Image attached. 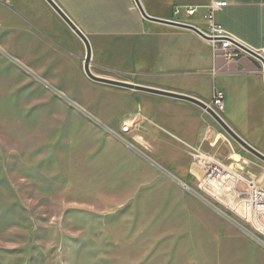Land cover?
<instances>
[{
	"label": "rangeland",
	"instance_id": "1",
	"mask_svg": "<svg viewBox=\"0 0 264 264\" xmlns=\"http://www.w3.org/2000/svg\"><path fill=\"white\" fill-rule=\"evenodd\" d=\"M134 142L118 136V89L35 72L0 43V264H264L232 222L130 159L149 160Z\"/></svg>",
	"mask_w": 264,
	"mask_h": 264
},
{
	"label": "crops",
	"instance_id": "2",
	"mask_svg": "<svg viewBox=\"0 0 264 264\" xmlns=\"http://www.w3.org/2000/svg\"><path fill=\"white\" fill-rule=\"evenodd\" d=\"M54 1L87 37L91 72L188 95L207 106L220 89L225 94L221 119L264 155V72L258 58L242 50L227 61L193 30L145 18L135 0ZM137 1L147 16L165 21L175 5L206 2ZM225 1L215 19L229 40L257 54L264 51V0ZM203 13L185 20L204 28ZM0 29V43L35 72H84V43L45 0H1ZM90 81L118 89V136L135 141L149 160L127 151L128 157L169 178L171 185L181 189H186V182L196 185L206 154L264 183V166L258 158L245 153L198 105ZM124 124L131 125L126 132L121 129ZM186 197L199 203L195 195Z\"/></svg>",
	"mask_w": 264,
	"mask_h": 264
},
{
	"label": "built area",
	"instance_id": "3",
	"mask_svg": "<svg viewBox=\"0 0 264 264\" xmlns=\"http://www.w3.org/2000/svg\"><path fill=\"white\" fill-rule=\"evenodd\" d=\"M226 5L225 0H206L203 4L195 5H175L169 21L193 26L208 37L214 48L220 51L227 61H231L243 49L229 40L224 27L215 19L216 11ZM200 10L204 12L203 18L206 22L204 28L185 20L196 15ZM259 55L264 57V51ZM209 107L219 116L224 111L225 94L222 90L214 91ZM130 127L131 125L124 124L121 129L126 132ZM136 149L139 150L137 147ZM202 165L203 174L197 180L195 188L187 184H184V187L264 249V183L255 177L247 176L211 154L202 156ZM240 184L243 186L242 189H239Z\"/></svg>",
	"mask_w": 264,
	"mask_h": 264
},
{
	"label": "water",
	"instance_id": "4",
	"mask_svg": "<svg viewBox=\"0 0 264 264\" xmlns=\"http://www.w3.org/2000/svg\"><path fill=\"white\" fill-rule=\"evenodd\" d=\"M50 7L58 14V16H60V18L66 23V25H68V27L82 40V42L84 43L85 46V50H86V55L85 58L83 60V70L85 75L92 81L94 82H98V83H103V84H107V85H111V86H116V87H122V88H128V89H135V90H141V91H146V92H150V93H155V94H160V95H165V96H169V97H174V98H178V99H182V100H186L189 102H192L196 105H198L199 107H201L203 110H205L210 116L211 118L217 122L219 124V126L233 139L235 140L240 146H242L245 150H247L248 152H250L251 154H253L254 156H256L258 159L262 160L264 162V155L261 154L260 152H258L256 149L252 148L248 143H246L240 136H238L222 119L221 117L216 114L209 106H207L205 103L191 97L188 95H184V94H180V93H176V92H171V91H167V90H162V89H158V88H154V87H149V86H142V85H138V84H134V83H130V82H125V81H120L117 79H112V78H107V77H103V76H98L96 74H94L93 72H91L90 67H89V61H90V56H91V49H90V44L88 42L87 37L85 36V34L72 22V20L66 15V13L56 4V2L54 0H45ZM136 4L138 5V8L140 9L142 15L150 20L153 21H157L160 23H165V24H170L173 26H178V27H183V28H187L190 30L195 31L197 34H199L200 36H202L205 39H208L207 36H205L204 34H202L201 32H199L196 28H194L193 26L190 25H183V24H176L170 21H165V20H158L155 18H151L149 16H147L143 10L141 9L139 3L137 0ZM244 51L252 54L253 56H255L256 58H258L262 64L263 67V72H264V57H262L261 55L248 50L246 48H242ZM55 91V89H52Z\"/></svg>",
	"mask_w": 264,
	"mask_h": 264
}]
</instances>
